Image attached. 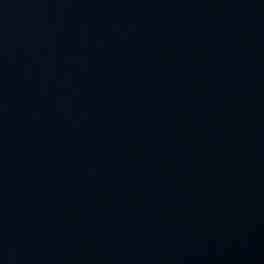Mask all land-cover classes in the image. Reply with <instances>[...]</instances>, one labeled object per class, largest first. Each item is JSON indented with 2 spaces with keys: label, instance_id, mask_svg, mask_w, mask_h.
<instances>
[{
  "label": "water",
  "instance_id": "95a60500",
  "mask_svg": "<svg viewBox=\"0 0 264 264\" xmlns=\"http://www.w3.org/2000/svg\"><path fill=\"white\" fill-rule=\"evenodd\" d=\"M0 264H264V0H0Z\"/></svg>",
  "mask_w": 264,
  "mask_h": 264
}]
</instances>
